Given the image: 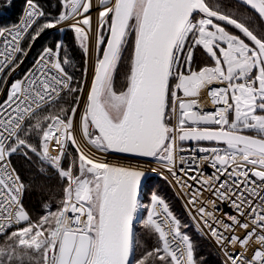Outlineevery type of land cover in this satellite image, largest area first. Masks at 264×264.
I'll return each instance as SVG.
<instances>
[{
    "label": "snow or ice",
    "instance_id": "obj_1",
    "mask_svg": "<svg viewBox=\"0 0 264 264\" xmlns=\"http://www.w3.org/2000/svg\"><path fill=\"white\" fill-rule=\"evenodd\" d=\"M63 7L47 20L27 0L26 17L0 29V264H205L189 225L155 194L142 220L155 244L137 256L133 220L148 207L138 200L145 173L95 152L163 162L223 264H264V0H98L95 31L93 0H63ZM63 23L93 57L79 117L86 81L65 70L60 43L7 82L28 55L24 41ZM129 44L127 86L117 93L114 76ZM197 46L213 66L192 69ZM209 103L220 107L205 112ZM184 141L213 146L177 158ZM17 158L36 175L26 180ZM53 178L57 191L37 188L58 195L55 209L46 203L33 220L24 200L38 179ZM223 204L234 214L222 213Z\"/></svg>",
    "mask_w": 264,
    "mask_h": 264
},
{
    "label": "trees",
    "instance_id": "obj_2",
    "mask_svg": "<svg viewBox=\"0 0 264 264\" xmlns=\"http://www.w3.org/2000/svg\"><path fill=\"white\" fill-rule=\"evenodd\" d=\"M35 3H37L38 6L46 13L47 20H53L65 11L63 7V0H35ZM26 5L27 0H0V29H5L15 25L22 15ZM44 20L45 18L42 17L41 21ZM227 27L229 31H233L231 26ZM236 34H239L238 31ZM34 42L35 40L24 41V45L28 48V52ZM58 43L62 45L60 49L61 58L66 57L70 61L68 65H65V70L70 75H73L75 81L84 80L87 57L86 53L81 47L77 34L72 28H66L62 31H52L45 34L30 52L27 62L25 63L23 70L20 71L16 76V80L22 78L25 72L46 48H55ZM130 52L131 44H129L128 52L124 56L123 64L118 68L114 76L113 85L114 88L117 87V91L119 90L118 92L123 91L127 86L126 73L128 70V55ZM213 64L214 62L206 54L205 50L197 46L193 54L192 69L199 70L204 66H213ZM70 151L73 152V155L75 154L71 148ZM35 159L36 158L33 156V160ZM14 164L18 166L26 180L36 175L35 168L27 161L17 158L14 160ZM41 183L47 185L52 191H57L59 187L57 178H53L51 180L38 179L36 181V184L33 186V191L30 195H27L24 200L25 207L29 211L33 220H36L45 214L47 210L44 208V204L46 203L51 204L54 210L56 206L55 201L58 199V195L53 196L51 191L38 189L37 185ZM148 183L151 185V192L163 198L170 205V209L174 212V214L181 218L183 223H187L189 225L185 231H187L193 240L197 242L199 246L198 255L205 258V264H223V261L210 246V244L204 238L200 237L187 221L182 213L177 197L170 185L166 181L157 177L149 178ZM135 235L142 246L141 248L137 249V256L143 253L144 248L150 249L155 244L154 238L146 235V229H144L143 226L136 230Z\"/></svg>",
    "mask_w": 264,
    "mask_h": 264
},
{
    "label": "built area",
    "instance_id": "obj_3",
    "mask_svg": "<svg viewBox=\"0 0 264 264\" xmlns=\"http://www.w3.org/2000/svg\"><path fill=\"white\" fill-rule=\"evenodd\" d=\"M26 10H27V5L25 6L22 15L20 16V18L18 19V21H17V23L15 25L19 24L26 17ZM15 25H13V26H15ZM13 26L8 27V28L10 29ZM29 55H30V52H28V55L24 58V62L20 65V67L17 68L14 72H12L10 76H8L7 82H8L9 85L11 84L12 81L16 80V76L22 70V68H23L24 64L26 63ZM37 59H36V61H37ZM36 61L30 66V68L25 72V74L27 72H29V70H31L34 67ZM209 87L210 88H222V87H225V85L224 84H213V85H210ZM178 94L182 95L181 93H178ZM3 99H5V96L4 95H0V102H2ZM219 107H220V105L213 106V105H211L209 103L203 110L205 112H212V111L217 110ZM79 138L81 139V137H79ZM198 146L210 147V146H213V145L211 143H202V144L197 145V144H182L181 142H178L177 158H179V156H184L187 159V158L191 157L193 154L201 155V156L205 155L204 153H194L193 152V149L195 147H198ZM180 149H183V151H180ZM93 151L95 152L94 149H93ZM95 155L98 158L103 159V160H105L106 162H109V163H112V162L118 160V158L113 156L112 154H110V152H107V153L95 152ZM137 165L140 166L147 174V179H146L145 185H144V187L142 189V192H141V195L139 197L140 203L145 204V202H147L146 200H147V196H148V191L150 190V187H151L150 183H148L149 178L157 177L159 179H162V180L166 181L170 185V187L173 189V191H174V193H175V195L177 197V200H178V202L180 204V208L182 210V213L185 216V218L187 219V221L193 227L195 232L200 237L204 238L210 244V246L214 249V251L218 254V256L221 258V260L224 261V256H223L222 251L215 245V243H213V241L210 238L203 237L200 234V232H199V227L200 226H198L195 222H193L191 220V216H190L189 212L187 211V209L185 208L186 197H184L182 195L181 190L179 189V187L175 185V183L173 182V178L168 175L166 169L163 167V162H161V161L157 160L156 158H154L151 161H139V162H137ZM185 167H187V165H185ZM204 171H205L206 174H210L214 170L211 167L205 166ZM144 209L145 208L139 209L137 214H136V216H135L136 226H137V223L139 221L141 222V220L143 219V214L145 212ZM221 212L222 213H232V214H234V210L228 204H223L221 206Z\"/></svg>",
    "mask_w": 264,
    "mask_h": 264
},
{
    "label": "water",
    "instance_id": "obj_4",
    "mask_svg": "<svg viewBox=\"0 0 264 264\" xmlns=\"http://www.w3.org/2000/svg\"><path fill=\"white\" fill-rule=\"evenodd\" d=\"M234 1V0H233ZM221 23H224V22H221ZM53 30H48L46 31L45 33H43L33 44V46L31 47L30 49V52L32 51V49L35 47L36 43L47 33L49 32H52ZM182 144H196V142H192V141H184V142H181ZM202 143H209V142H200V144ZM110 154H112L113 156L117 157L118 160L117 161H114L112 162V164L114 165H118V166H126V167H130V168H133V169H137V170H142L144 171L140 166L137 165V162L139 161H151L153 160L154 158L153 157H142V156H138L136 154H126V153H116V152H110ZM145 175L141 178V181H140V187L138 189V200H139V197L141 195V192H142V189L145 185V182H146V179H147V174L146 172L144 171ZM135 227H136V224H135V217H134V220H133V231L135 233Z\"/></svg>",
    "mask_w": 264,
    "mask_h": 264
},
{
    "label": "rangeland",
    "instance_id": "obj_5",
    "mask_svg": "<svg viewBox=\"0 0 264 264\" xmlns=\"http://www.w3.org/2000/svg\"><path fill=\"white\" fill-rule=\"evenodd\" d=\"M98 3V0H93V4H94V7L92 8V10H91V16H92V28H93V31H95V29H96V27H97V20H98V11H97V8L95 7V5ZM66 28H70V27H68V24L67 23H63V24H59V25H57V27L56 28H52V29H48V30H53V31H62L63 29H66ZM48 30H46V31H48ZM45 31V32H46ZM45 32H43V33H45ZM42 33V34H43ZM41 34V35H42ZM105 34H106V32H105ZM40 35V36H41ZM39 36V37H40ZM38 37V38H39ZM37 38V39H38ZM36 39V40H37ZM35 40V41H36ZM34 44V43H33ZM33 46V45H32ZM31 46V47H32ZM31 49V48H30ZM29 52H30V50H29ZM86 57H87V60H86V69H87V71L85 72V76H84V80L83 81H85V79H86V76H87V72H88V62H89V60H88V58H89V55L88 54H86ZM27 62V61H26ZM25 65V64H24ZM23 68H24V66H23ZM23 68H22V70H23ZM182 68H183V66L181 65V67H180V70L181 71H184L185 72V74L187 73L186 72V70H185V68H183V70H182ZM21 70V71H22ZM113 87H114V85H113ZM114 90L115 91H117V87L116 88H114ZM119 91V90H118ZM117 91V93H119ZM80 136L78 135L77 136V139L79 140L80 138H79ZM74 151V150H73ZM75 153V152H74ZM72 155H73V152H72ZM75 155V154H74ZM155 193H152L151 192V188H150V190L148 191V196H147V202H145V204L144 205H146V206H148V207H146L144 210H145V212H144V214H143V219L144 218H146V216H147V213H148V211L150 210V205H151V197L154 195ZM142 219V220H143ZM142 220H141V222L139 221L138 223H137V226L135 227V234H136V230L138 229V228H140L141 226H142ZM136 224V223H135Z\"/></svg>",
    "mask_w": 264,
    "mask_h": 264
},
{
    "label": "bare ground",
    "instance_id": "obj_6",
    "mask_svg": "<svg viewBox=\"0 0 264 264\" xmlns=\"http://www.w3.org/2000/svg\"><path fill=\"white\" fill-rule=\"evenodd\" d=\"M89 62H88V72H87V76H86V83H84V93L82 94L81 96V106L80 108H78L77 110V117H79V115L81 114V110L83 109L84 107V96H86L87 92H88V87L91 83V80H92V63H93V57L89 55V58H88Z\"/></svg>",
    "mask_w": 264,
    "mask_h": 264
},
{
    "label": "flooded vegetation",
    "instance_id": "obj_7",
    "mask_svg": "<svg viewBox=\"0 0 264 264\" xmlns=\"http://www.w3.org/2000/svg\"><path fill=\"white\" fill-rule=\"evenodd\" d=\"M187 72V71H186ZM187 74V73H186ZM246 134H252V133H246Z\"/></svg>",
    "mask_w": 264,
    "mask_h": 264
},
{
    "label": "crops",
    "instance_id": "obj_8",
    "mask_svg": "<svg viewBox=\"0 0 264 264\" xmlns=\"http://www.w3.org/2000/svg\"><path fill=\"white\" fill-rule=\"evenodd\" d=\"M183 66V65H182ZM184 68V67H183ZM183 68H182V70H183ZM186 70V69H185Z\"/></svg>",
    "mask_w": 264,
    "mask_h": 264
}]
</instances>
